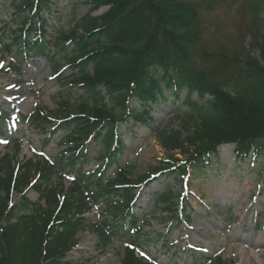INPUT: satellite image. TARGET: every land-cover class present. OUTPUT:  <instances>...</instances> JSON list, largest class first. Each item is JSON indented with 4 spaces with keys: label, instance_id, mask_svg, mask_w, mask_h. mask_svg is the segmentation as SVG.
I'll list each match as a JSON object with an SVG mask.
<instances>
[{
    "label": "trees",
    "instance_id": "trees-1",
    "mask_svg": "<svg viewBox=\"0 0 264 264\" xmlns=\"http://www.w3.org/2000/svg\"><path fill=\"white\" fill-rule=\"evenodd\" d=\"M52 2L21 0L15 15L20 19L19 29L13 32L9 50H16L24 61L31 57L47 61L63 89L61 110L52 117H32L31 125L49 132V140L65 133L68 146L59 162L46 168L43 183L66 168L75 171L78 180L62 200L47 184L32 185L40 203L55 209L52 221L46 223L44 209L23 193L32 184L36 164L28 161L19 166L13 157L0 159V264H72L66 257L85 227L82 216L90 211L87 200L104 205V225L95 229L98 242L107 246L114 236L128 235L123 264H151L136 254L145 241L136 213L141 191L165 175L180 181L191 172L207 175V165L220 162L221 148L226 145L233 147L237 167L249 162L254 171L257 161L264 164L263 31L254 29L249 34L260 60L197 50L204 15L236 7L252 12L258 26L264 0H92L94 11L103 6L109 10L101 16L90 12L68 36L58 34L54 46L66 54L64 61L52 53L46 31L44 12ZM62 64L70 71L65 73ZM166 101L178 113L184 110L179 130H156L161 145L172 155L135 177L133 166L120 164L125 136L119 131L131 125L126 133L131 136L138 126L152 123L154 108ZM91 143L96 157H91ZM93 159L99 166L83 172V165ZM110 172L113 177L108 178ZM260 176L264 177V167ZM13 192L22 194L18 206L12 205ZM177 197L175 202L167 190L157 198L176 219L191 208L184 197ZM17 212L30 215L17 219ZM201 260L207 258L192 256L194 263ZM209 264L228 263L217 257Z\"/></svg>",
    "mask_w": 264,
    "mask_h": 264
},
{
    "label": "rangeland",
    "instance_id": "rangeland-1",
    "mask_svg": "<svg viewBox=\"0 0 264 264\" xmlns=\"http://www.w3.org/2000/svg\"><path fill=\"white\" fill-rule=\"evenodd\" d=\"M53 1L49 4L50 10L44 12L46 31L52 53L57 54L58 61H64L66 54L54 46L58 34L68 36L79 19L93 7L85 1ZM20 2L0 0V141H6L0 142V159L13 157L19 166L33 161L37 170L31 183L41 185L46 168L57 164L68 146L65 133H58L49 140V132L31 125L32 117H52L61 110L63 100L59 94L63 89L54 80L51 65L46 61L25 62L16 50H9L13 45V32L19 29L20 19L15 15ZM106 11L107 7L103 6L94 15ZM260 18L263 22L255 26L257 20L252 12L230 6L204 15L203 38L197 50L238 58L250 55L259 60V52L252 47L249 34L260 28L264 33V11ZM68 50L71 51V46ZM62 65L65 73L70 71L66 64ZM182 111L178 113L177 107L166 101L154 108L151 114L154 121L147 126H138L131 136L127 135L131 125H125L119 131L125 136L120 164L133 166L134 176L140 177L167 160L172 153L161 145L156 130H179L184 120ZM88 148L91 157H96L93 143ZM173 154L180 158L177 152ZM98 166L94 159L87 161L83 172L90 173ZM207 167V175L191 172L183 182L165 175L153 182L148 190L141 191L136 213L145 241L136 249L138 257L151 264H209L217 257L228 264H264V177L260 176L264 164L257 161L254 171L249 162L237 167L233 147L224 146L220 162L213 161ZM107 177H113V172ZM76 180L77 173L66 168L43 185L47 184V189H56L57 199L62 200L70 195ZM167 190L174 194L175 202L181 195L190 203L188 214L181 211L176 219L164 211L165 205L157 203V198ZM24 194L31 202L40 204L46 223H50L55 209H49L45 202L40 203V196L33 186L26 188ZM21 199V194L12 193L13 205L18 206ZM89 201L85 203L90 211L82 216L85 227L78 232L77 247L67 254L66 261L72 264H123L125 248L129 245L128 235L114 236L107 246L100 244L95 229L104 225V205ZM27 215L30 212L16 214L17 219ZM192 256L205 257L207 261L194 263Z\"/></svg>",
    "mask_w": 264,
    "mask_h": 264
},
{
    "label": "snow or ice",
    "instance_id": "snow-or-ice-1",
    "mask_svg": "<svg viewBox=\"0 0 264 264\" xmlns=\"http://www.w3.org/2000/svg\"><path fill=\"white\" fill-rule=\"evenodd\" d=\"M0 142H6V141H0Z\"/></svg>",
    "mask_w": 264,
    "mask_h": 264
},
{
    "label": "bare ground",
    "instance_id": "bare-ground-1",
    "mask_svg": "<svg viewBox=\"0 0 264 264\" xmlns=\"http://www.w3.org/2000/svg\"><path fill=\"white\" fill-rule=\"evenodd\" d=\"M248 256V255H247ZM248 258H249V256H248Z\"/></svg>",
    "mask_w": 264,
    "mask_h": 264
}]
</instances>
